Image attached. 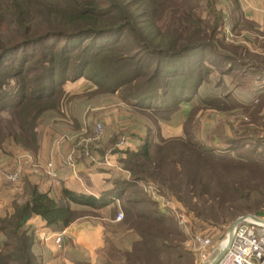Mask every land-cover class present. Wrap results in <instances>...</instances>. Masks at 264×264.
<instances>
[{"label": "trees", "instance_id": "trees-1", "mask_svg": "<svg viewBox=\"0 0 264 264\" xmlns=\"http://www.w3.org/2000/svg\"><path fill=\"white\" fill-rule=\"evenodd\" d=\"M230 2L228 15H221L212 0H0V150L11 155L16 146L35 154L40 122L58 113L64 84L79 78L95 85L91 93L115 94L150 122L139 144L122 150L118 162L128 176L119 173L97 195L63 188L55 199L24 176L0 214V264H51L27 221L37 215L50 230L61 231L79 218L75 207L108 209L115 228L131 238L124 248L105 236L102 264L191 263L183 232L160 213L139 180L178 199L202 226L224 225L245 211L264 217V148L248 161L238 150L252 143L253 126L264 127V30L243 15L238 0ZM228 16L232 31L250 32L244 37L252 50L224 40L220 27ZM215 72L221 76L216 86L228 76L231 91L203 95L181 134L161 135L159 114L192 100ZM236 89L251 91V98L234 100ZM205 108L233 109L251 125L233 127V135L224 129V138L214 136L204 146L196 115ZM217 140L224 141L221 147L214 146ZM108 144L92 154H105ZM78 146L83 157L84 146ZM119 212L123 217L116 221Z\"/></svg>", "mask_w": 264, "mask_h": 264}, {"label": "rangeland", "instance_id": "rangeland-1", "mask_svg": "<svg viewBox=\"0 0 264 264\" xmlns=\"http://www.w3.org/2000/svg\"><path fill=\"white\" fill-rule=\"evenodd\" d=\"M214 8L219 10L218 12L222 15V7H221V1L220 0H212ZM201 11V10H200ZM205 12V9H202L201 15H203ZM225 15H228V10L224 12ZM224 17V16H223ZM224 23H227L229 25V33L232 35H228L225 30L222 29V26L220 28V34L223 35V38L226 42L234 44V45H240V46H246L250 50H252L254 47L250 41L246 39V36L249 35L250 32L243 31L239 33L237 30L232 31V20L231 18L225 17L222 18ZM220 74L217 72L212 73L209 75V77L199 86L197 93L192 98V100L188 102H182L179 107L176 108L175 111L171 112H164L159 114L158 118V126L160 128V133L164 137L168 136H175L182 133L183 130V124L184 121L188 115V113L191 110L192 104L197 102L200 97L203 95L210 94L212 91H219L223 92L225 88L229 89V81L230 77L225 76L224 77V86L219 88L217 87V81L220 78ZM210 81V82H209ZM262 83V88H264V81ZM68 84V83H67ZM231 87V86H230ZM64 88V87H63ZM231 91V89H229ZM233 90V89H232ZM252 90H255L254 87H252ZM75 92L78 90H74ZM252 94L251 91L247 92L245 90H238L236 89L232 97L235 98L234 100H249L251 98ZM232 98V99H233ZM257 100L254 99L253 102H256ZM106 103L108 108L103 109L106 113V117L108 118V123H106V134L108 131L110 133L107 136L105 135V138L103 137V134L101 137L92 139V141L89 143L87 150L91 152L96 150L103 151L105 149V145L111 142V144L106 148V151L103 152L105 154H99L95 151L97 156H104V155H110L111 158L116 159L117 157L123 158L124 153H122V150H125L126 148H135L140 141V138L144 135V125H150V122L147 121L145 116L141 115V113L127 105L124 101L120 100L117 95L115 94H93V93H81V94H69L68 92L64 91L63 98H62V108L61 111L58 109V113L55 114L53 112L52 115H45L40 122V126H43L45 124L50 123L51 121H54V119L59 117L65 118V120L70 121L72 120L73 123L75 122V125L77 123L76 131L73 133L74 136L77 137L76 142L78 143L80 138L82 137H93V126L96 123V121L93 119L95 116H90V106L92 108L94 107L95 110H99L95 106H101ZM199 115V116H197ZM196 115L197 118H199V121L196 125L197 129V136L201 139L204 146H209L208 144H212L211 141H213L214 136H219L220 138H224L223 130L225 129L228 133L233 135V130L235 128L239 129L242 124V126H250L249 119L241 114L239 112H234V110H228L223 113H218L214 110H210L208 108H205L203 110H200L199 113ZM80 116V117H79ZM79 117V118H78ZM84 118V121H83ZM78 120L77 122L75 121ZM80 119V120H79ZM84 122V123H83ZM83 123V125H82ZM81 125L79 127V125ZM247 124V125H245ZM250 124V125H249ZM82 126L84 128L80 129ZM75 127V126H74ZM234 127V129H233ZM256 130V135L254 133H251V144L249 145L248 149L251 148L255 149L256 143L260 144L257 148V151L254 150V153H250L244 145L241 146L238 150L240 152L242 151L243 155L246 156V160H252L257 158V154H259V149L264 148V127H256L253 126ZM104 128V126H103ZM66 129H64L61 132H65ZM71 131V130H70ZM116 140V141H115ZM224 140V139H223ZM223 140L216 141V147H221V144L224 143ZM223 141V142H221ZM245 141V139H244ZM75 142V143H76ZM115 142V144H114ZM114 144V145H113ZM219 144V145H218ZM82 155L85 159H88L89 157H86L84 155V151L82 150ZM76 154V153H75ZM81 154V153H80ZM13 155H8L7 153L0 150V185L1 189L11 188L10 184L7 183V180L5 178V173L8 167V159H12ZM114 156V157H113ZM114 160V164L116 168L115 173H112L108 179V181H112L113 178H115L119 173L128 176V172L125 171L119 164V159ZM89 160V159H88ZM113 160V159H112ZM112 160L110 161L112 163ZM5 162V166H4ZM117 162V163H116ZM78 163V159L76 160V165ZM100 164L104 165L101 162ZM113 164V163H112ZM108 166V165H106ZM112 167V166H108ZM98 168V167H97ZM99 169V168H98ZM95 170V169H94ZM99 172H104V170L99 169ZM3 177V179H1ZM83 177V176H82ZM137 184L141 186L143 191L148 195V197L153 201L156 202L157 207L159 208L160 213L164 214V216H171L176 223L177 227L183 232L185 236L184 241V248L192 254L193 261L189 264H197L198 263V257L196 256L195 252L193 251L192 245H191V237L193 234H199L202 236L209 237L211 239V248H215L216 251L211 256V258H215L221 248V241L225 237V234L229 230L231 224L233 221L243 215H254V212L245 211L240 214H238L236 217L231 219L228 223L224 225L219 226H208L203 225L202 222L196 217L195 213L192 210L187 209L178 199L174 197H167L160 195L158 190L155 188L154 185H152L151 182H142V180L138 181ZM9 185V186H8ZM12 190V188H11ZM14 194V192L10 193L9 197ZM258 193H254V199L252 202L258 201ZM6 195V194H5ZM0 194V214L4 212L5 208V202L8 201L9 197H5ZM163 199H161L160 197ZM3 197L5 198V201H3ZM162 206H161V203ZM264 210V203L262 206ZM75 215L79 217L75 220V224L80 226L83 234L86 236L88 232L91 231V226L96 227L98 230L101 229L102 235L108 236V238H111L113 243L126 248L128 247V244L130 243V237L127 236V234H124L123 231L117 230L115 228L113 222L109 221H102L101 218L103 217H109V211L108 209H103L99 211H91L90 209L83 208V207H75L74 208ZM98 214L97 216H95ZM257 216V215H256ZM118 221V220H116ZM104 222V223H103ZM33 227V226H32ZM35 229V227H34ZM36 230V229H35ZM38 231V232H37ZM41 231H50V232H64V230L61 231H54V230H46L45 228H37L36 235L37 238L40 239L39 232ZM100 231V232H101ZM116 232V237H113L112 232ZM63 233L62 238V244L60 248H57L55 245V248L53 249V246L51 243V246H39L40 252L43 254L44 257L51 259V264H66L65 260H69L71 262L70 264H102L104 258H105V252H106V242L104 241V247L102 248H96L92 249L88 246L85 247V244L75 245L74 238L73 237H66ZM111 234V235H110ZM84 236V237H85ZM66 238V239H65ZM130 238V239H129ZM70 243V244H67ZM65 244V245H64ZM53 250H52V249ZM89 248V250H88Z\"/></svg>", "mask_w": 264, "mask_h": 264}, {"label": "crops", "instance_id": "crops-1", "mask_svg": "<svg viewBox=\"0 0 264 264\" xmlns=\"http://www.w3.org/2000/svg\"><path fill=\"white\" fill-rule=\"evenodd\" d=\"M220 1L223 12L230 9L231 7L230 0H220ZM238 1L243 15L246 18L254 21L259 26L260 29L264 30V0H238ZM63 87H64V91L73 95L81 94L85 92L91 93L96 88L91 81L85 78H79L75 81H67ZM74 90H78V91L75 92ZM107 106L108 105L106 103H104L102 107L95 106L96 108L99 109L97 111L95 110L94 107L92 108V106H90V114H89L92 117L95 116L93 117V119L96 122H100L104 126V135H103L104 138L105 135L106 137L110 136L108 135L110 131H108L107 134L105 131L106 130L105 126L106 123H108V118L106 117V113L104 112L103 109L108 108ZM75 121L77 122L78 120L75 119ZM74 126L75 125L72 120L70 121V118L69 121L68 120L66 121L65 118L58 117L54 119V121H51L50 123L39 127L40 144L37 152L33 155L42 161L51 160L54 163V166L58 173V182L53 187H51L48 181L45 180V177L42 173H38L37 175H30V176L26 175L32 178L36 183H38L41 190L48 192L49 195L55 199H58L61 196V192L63 188H69L77 192L92 193L97 195L102 191H104L105 189L111 187V183L108 181V179L112 173L116 172V170L114 169L116 168L115 167L116 164H114L113 161L120 158V157H117L116 159L111 158V160L113 159L112 160L113 164L111 165L112 167L109 168L108 166L102 165L99 162H95L93 160H88L83 158L81 154L78 152L79 143L76 142L77 137L76 136H75L76 138L73 137L74 136L73 133L76 131V127H77ZM80 126L81 125H79V127ZM82 128H84V126H82L80 129ZM64 129H66L65 130V132H67L66 135L72 138H69L68 140L59 141L60 135L65 134L64 132H61ZM11 147H12L11 155L13 156L22 150L20 148H17L16 146H11ZM68 152H75L76 160L78 159V163L75 166V169L73 170L65 163V156ZM5 165L6 164L4 162V166ZM97 167L99 169L104 170V172H99L98 171L99 169ZM1 179H3V177ZM10 186L12 190L10 187L9 189L6 188L1 189V185H0V194L2 196L6 194L5 197L7 196L8 198L10 193L19 191L18 187H16L15 185L10 184ZM3 201H5L4 197H3ZM101 219L102 221L104 220L111 222L109 217L108 218L103 217ZM27 225L35 227L36 230L37 228L38 229L45 228L46 230L47 229L49 230V228L45 226V222L37 215H32L28 219ZM63 230L65 233L64 235L66 237L74 238L75 245L80 246V244L84 243L85 247L88 246L92 249L104 247L103 243L105 241V235H102L101 229L98 230L96 227L91 226V231L88 232L85 236L80 226L75 224L74 221ZM37 243H38L36 246L37 249L39 246L50 247L51 244L53 246V249L55 248V245L52 240H48L44 242L41 239L37 238ZM65 263L70 264L71 262H69V260H65Z\"/></svg>", "mask_w": 264, "mask_h": 264}, {"label": "built area", "instance_id": "built-area-1", "mask_svg": "<svg viewBox=\"0 0 264 264\" xmlns=\"http://www.w3.org/2000/svg\"><path fill=\"white\" fill-rule=\"evenodd\" d=\"M222 29L225 30L228 35H231L229 33V25L227 23H223ZM92 131L94 134L93 137L85 136L79 139V144L84 146V155L89 157V160H93L95 162H101L102 160L104 165L111 166L112 163L110 162V155L98 157L87 150L92 139L99 138L103 134V125L100 122H96ZM69 138L72 137H68L66 134H61L59 141L68 140ZM8 161L9 162L7 164L9 169H7L5 173V178L8 184L15 185L18 187V190L21 188L22 178L26 175L30 176L42 173L45 180L48 181L51 187L58 182V173L51 160L42 161L35 157L31 152L21 150L12 156L11 160L8 159ZM65 163L72 170L75 169V152H68L66 154ZM122 217V213L119 212L115 219L120 220ZM63 233V231L55 233L50 231H41L39 232V235L42 241L45 242L52 240L56 247L60 248ZM226 237V243L220 248V251L223 250V253L215 264H264V217L256 215L240 216L239 219L230 226L223 240ZM211 243L212 242L209 237L193 234L191 237V245L193 251L198 257L197 264H211L214 259H212L211 256L216 251L215 248H211Z\"/></svg>", "mask_w": 264, "mask_h": 264}, {"label": "water", "instance_id": "water-1", "mask_svg": "<svg viewBox=\"0 0 264 264\" xmlns=\"http://www.w3.org/2000/svg\"><path fill=\"white\" fill-rule=\"evenodd\" d=\"M243 216H244V215H243ZM25 218H28V216H26ZM238 219H239V217H238L237 219H235V220L233 221L232 224H234ZM232 224H231V225H232ZM222 253H223V250H221V251L218 253V255L213 259V261L211 262V264H215L216 261L218 260V258L221 256Z\"/></svg>", "mask_w": 264, "mask_h": 264}, {"label": "bare ground", "instance_id": "bare-ground-1", "mask_svg": "<svg viewBox=\"0 0 264 264\" xmlns=\"http://www.w3.org/2000/svg\"><path fill=\"white\" fill-rule=\"evenodd\" d=\"M227 241V237L222 241L221 246H223Z\"/></svg>", "mask_w": 264, "mask_h": 264}]
</instances>
